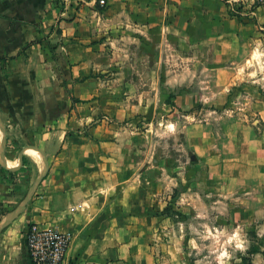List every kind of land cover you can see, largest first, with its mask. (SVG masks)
<instances>
[{"label": "rangeland", "instance_id": "obj_1", "mask_svg": "<svg viewBox=\"0 0 264 264\" xmlns=\"http://www.w3.org/2000/svg\"><path fill=\"white\" fill-rule=\"evenodd\" d=\"M186 1L120 13L130 25L104 48L126 55L125 73L94 115L125 133V163L171 246L163 264H264V147L248 145L263 143L264 0ZM212 55H242L241 76Z\"/></svg>", "mask_w": 264, "mask_h": 264}, {"label": "crops", "instance_id": "obj_2", "mask_svg": "<svg viewBox=\"0 0 264 264\" xmlns=\"http://www.w3.org/2000/svg\"><path fill=\"white\" fill-rule=\"evenodd\" d=\"M84 1L0 0L6 157L15 166L21 149L31 145L49 164L24 211L0 235V264H33L25 237L31 223L71 235L68 264H163L160 252L171 248L161 242L162 220L151 196L138 193L142 183L125 163V133L94 115L95 96L126 69V55L104 47H115L118 22L130 25L120 13L141 12L142 0H107L106 9ZM241 56L211 60L220 74L240 77L242 68L235 64ZM105 73L112 80L100 77ZM261 138L262 144L256 139L248 145L264 147V133ZM35 157L41 162L39 153L28 149L17 171L0 165V222L38 176L32 171L42 169Z\"/></svg>", "mask_w": 264, "mask_h": 264}, {"label": "built area", "instance_id": "obj_3", "mask_svg": "<svg viewBox=\"0 0 264 264\" xmlns=\"http://www.w3.org/2000/svg\"><path fill=\"white\" fill-rule=\"evenodd\" d=\"M85 3L84 0H72ZM105 6L107 0H95ZM26 243L33 264H68L67 253L71 244V235L55 228L31 223L26 231Z\"/></svg>", "mask_w": 264, "mask_h": 264}, {"label": "water", "instance_id": "obj_4", "mask_svg": "<svg viewBox=\"0 0 264 264\" xmlns=\"http://www.w3.org/2000/svg\"><path fill=\"white\" fill-rule=\"evenodd\" d=\"M0 132H1V143H0V165L8 170V171H17L24 160V154L27 152L28 149H33L37 151L40 155L41 159V166L42 169L40 170L38 176L29 187L27 193L20 201V203L12 210L10 213L0 222V235L2 231L9 226L26 208L28 203L30 202L31 198L35 194L37 188L41 184V182L46 178L48 171H49V164L46 156L44 153L39 150L38 148L28 145L24 146L18 154V163L15 166H11L8 163V159L6 157V149H7V131L3 121L0 118Z\"/></svg>", "mask_w": 264, "mask_h": 264}, {"label": "bare ground", "instance_id": "obj_5", "mask_svg": "<svg viewBox=\"0 0 264 264\" xmlns=\"http://www.w3.org/2000/svg\"><path fill=\"white\" fill-rule=\"evenodd\" d=\"M32 157H33V155H32ZM35 160L39 163H37L38 165H40L41 164V162H40V160H39V158H37V157H35ZM8 163L9 164H11V162L10 161H8ZM15 164V161H14V163L12 164V165H14Z\"/></svg>", "mask_w": 264, "mask_h": 264}]
</instances>
